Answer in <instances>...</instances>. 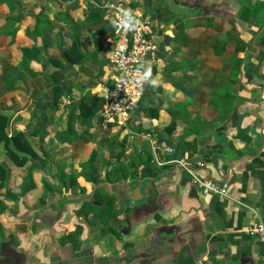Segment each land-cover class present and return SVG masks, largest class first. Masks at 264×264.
Returning <instances> with one entry per match:
<instances>
[{
  "label": "crops",
  "instance_id": "0c3cea01",
  "mask_svg": "<svg viewBox=\"0 0 264 264\" xmlns=\"http://www.w3.org/2000/svg\"><path fill=\"white\" fill-rule=\"evenodd\" d=\"M112 1L118 0H78L74 22L83 17L87 23L90 11L98 8L104 14ZM123 1L134 12L150 15L158 33L160 50L151 66L161 86L146 85L144 101L157 115L149 119L133 112L118 131L97 117L91 126L83 125L80 105L97 104L102 110V93L96 92L114 74L108 66L100 77L99 60L93 57L74 65L42 135L35 126L52 111L53 96L41 100L35 95L38 102L34 90L26 115L18 119L13 111L10 127L19 126L17 134L26 133L27 126L31 135L38 156L27 166L12 165L18 177L31 173L35 187L27 179L28 193L16 200L18 207L9 206L15 212L3 209L0 217L11 223L0 242L10 257L1 249L0 257L4 264H263L264 244L247 230L264 221V0ZM42 2L51 18L61 10L53 0ZM61 2L64 12L73 4ZM39 3L29 11L39 13ZM242 47L247 51H238ZM60 71L68 74L66 67ZM33 107L40 110L38 116ZM70 129L75 136L67 134ZM149 146L152 159L144 152ZM95 149L98 173L91 176L94 168L83 164ZM122 150V163L145 157L156 170L109 182L108 164ZM173 158L191 160L197 175L227 184L228 196L205 195L188 171L165 163ZM127 183L150 187L149 208L122 198Z\"/></svg>",
  "mask_w": 264,
  "mask_h": 264
},
{
  "label": "trees",
  "instance_id": "16d2710c",
  "mask_svg": "<svg viewBox=\"0 0 264 264\" xmlns=\"http://www.w3.org/2000/svg\"><path fill=\"white\" fill-rule=\"evenodd\" d=\"M62 0H53V2L56 4L61 2ZM62 3V2H61ZM72 3L66 11L64 10L62 12L56 13V16L54 18H51L47 11V7L45 6V3L42 4V9L39 13H32L31 14L35 17V25L32 29V35L34 37V41L32 44H28L22 40H20V36L23 33L22 26H16L13 29V32L11 33L13 36V42L15 41L17 44H23L21 46V60L20 64L22 67L32 76L37 75L36 73L40 74H48L50 78H53L52 81V92H53V104L51 105L52 111L46 112V115L44 116V121L39 123L38 126H35V128H38V134H44L47 128V123L45 122L48 118L50 113H54L56 109H58V103L60 101L61 96L66 91V88L68 87V82L65 85H62L59 83V79L62 77H65V74L63 72H54L50 73L47 69L50 64L61 67V68H67L72 69L74 68V65L77 64H84V62L88 61L92 57H94V54H88L85 49L83 42L80 40V38L77 36L72 41H69L64 37L65 33L63 30H59L60 27H67L70 22L74 23V16H73V10L79 6L78 0H72ZM20 9V13H21ZM24 11V10H23ZM95 13L97 16H100L102 14V9H96L91 10L90 14ZM66 15V21L65 20ZM27 14L25 15V17ZM90 17V16H89ZM88 17V18H89ZM22 19V18H20ZM99 18H93V20H100ZM65 22L66 24H62ZM57 29V30H56ZM54 31V35L57 38V47L60 48L61 52L59 55H54L52 52V45L50 42V36L48 35L49 32ZM112 27V34L113 32ZM238 51L246 52L247 48L242 47ZM101 60L99 71L100 77L104 67V63ZM105 62V61H104ZM110 62V61H109ZM66 65H63V64ZM41 65V68H37ZM4 68V67H3ZM113 68V67H112ZM246 68V67H245ZM154 70V68H153ZM4 72L8 71V67H5L3 69ZM63 74V76H61ZM59 76V79L58 77ZM99 76V74L97 75ZM94 85H96L97 82H92ZM148 94L145 92L143 100L139 103L138 107L134 110L135 113H137V116H144L149 119H153L157 115V110L155 107L152 106H146L144 104L145 99H148ZM41 107H47V105H42ZM150 110V111H149ZM100 106L97 104H92L89 106L88 104H81L80 105V113L79 117L82 118L83 125L85 126H91V121L97 117L98 122L102 123V117L100 113ZM4 112L0 110V146H3L5 149V156L2 160H0V209L7 208L9 206L15 205L16 200L20 196H25L28 193V190L30 188L35 187L34 181L32 179V176H29L31 173H29L27 176H25V181L20 187V192L17 195L16 191H13L14 181L11 179V173L13 172V164L17 166H24L29 159H34L33 157H37L38 154L34 151L32 147V143L30 140L31 135H26L23 131L18 132L15 135H10L8 132L9 127V119L6 115L3 114ZM53 119H50L52 122ZM173 128V125H169L165 128L166 132H171ZM152 152L151 147L147 148L144 152H146L147 157L151 156L150 153ZM123 155V150L118 154L117 160L115 162L109 163L108 168L105 172V178L109 182H113L118 179H127L129 176L134 177H144V176H150L154 173L155 167L153 168L152 165L148 162H146L145 157H140L137 161L129 162L127 164H124L121 162V158ZM98 156V149H95L92 153L89 161L84 165L85 168L92 167L94 168L97 157ZM143 156V155H142ZM152 159V156H151ZM144 165L143 168L141 166ZM32 172V171H30ZM98 173L97 169H93L91 172V176ZM31 182V187L27 186L28 180ZM30 187V188H29ZM99 190V189H98ZM97 190V191H98ZM1 214V213H0Z\"/></svg>",
  "mask_w": 264,
  "mask_h": 264
},
{
  "label": "rangeland",
  "instance_id": "374dc122",
  "mask_svg": "<svg viewBox=\"0 0 264 264\" xmlns=\"http://www.w3.org/2000/svg\"><path fill=\"white\" fill-rule=\"evenodd\" d=\"M35 2L43 3L42 0L41 1L40 0H0V110H2L4 112L3 114L6 115L9 119V127L7 130L10 135L16 134V127H17L16 124H11L10 127V121L12 120L10 116L12 112L13 111L15 112L14 115L17 116L18 119L19 118L21 119L22 115H26L27 113L26 107L28 106V102L30 99L29 96L32 94L34 90L36 91L32 94V97H35L36 95L38 99L41 100L42 99L46 100L47 95L48 96L53 95L52 89L50 87H52L53 85L52 81L54 79L50 78L48 74L44 75L39 73L36 76H30L20 64L21 46L24 43L21 45V44H17L15 41L13 42L12 40L13 36L11 33L13 32V29L16 26L20 25L22 26L23 29V33L20 36V40L28 44H32L33 42H35L34 37L32 35V29L34 26L33 23L35 21V17L31 15L29 16V11H28L29 8L34 6ZM41 3L39 4L42 5ZM59 4H60L59 8H61L59 12H62L63 4L61 2H59ZM20 9H22L21 13H20ZM26 14L27 16L25 17ZM98 17L99 18L101 17L100 21L91 20L93 18H98ZM113 19L114 17L111 12H105L100 16H97L95 13H92L90 14L89 20H87L88 21L87 23L85 19H84L85 21L83 20V17L81 18L78 17L75 19L76 22H74L73 24L71 23L67 27H60L59 30L64 31L65 33L64 37L69 41H72L74 38L78 36L80 40L83 42L85 51L88 54L95 53L93 58L99 60V63L101 62L100 60H103L102 61L104 63L103 69L106 70V67L108 66L112 67L110 62L108 63L109 59L107 58V55L109 57L115 44V37L113 34V39H112V30H111V25H112L111 21ZM48 35L51 37L50 42L52 45L53 54L59 55L61 50L59 47H57V38L54 35V31L49 32ZM91 62H92L91 64H94V67H96V62L95 61L94 62L91 61ZM63 65L66 64L64 63ZM3 67L4 68L8 67V71L4 72ZM36 67L41 68V65L38 64V66L36 65ZM97 67L99 68L100 66ZM48 70H50V72L53 73L57 71L62 72L60 71L61 67H57L52 64L48 66ZM67 70H68V74L63 79L62 78L59 79V76L56 75V77H58V79L60 80L59 83H61L62 85H65V83L67 84V82L69 83L70 76H72V74L74 73L75 68L74 70L73 69L70 70L67 69ZM97 78L98 76L95 75L92 77V80L95 81L97 80ZM27 85H30V88H28ZM48 88H50V93L48 92ZM96 93L101 94L100 91ZM35 99L39 102V100L36 97ZM98 99H101L100 95ZM37 108L38 107H35L34 109L33 107V112L38 116L40 110ZM113 126L114 127L112 128L115 129L116 131L122 128L119 127L117 124H114ZM17 128H19V126ZM64 128H68V126ZM104 129L106 130V132L109 131L107 130V127ZM23 130L27 133L28 132L27 126H25ZM67 134L75 136L76 132L73 129H70L67 132ZM0 150H2L3 153V154L0 153V157L2 155L4 156L5 149L3 148V146H0ZM147 152L150 153L149 151ZM150 155H152V152L150 153ZM27 170L28 167L24 168V172H27ZM18 174L19 173H16V171H13L10 176L11 179H13L14 181L13 191L16 192L18 191L17 195L20 192L19 185L23 184L25 181V178L23 176L18 177ZM19 198H22L20 197V194L18 199ZM14 207L15 208L18 207V204L15 203ZM6 210L11 212L13 209L12 207L9 208L7 207ZM13 212H15V209L13 210ZM0 213L5 214L3 212V209H0ZM2 219L3 218L0 217V236L5 235L3 234V232L8 227L6 226V224L8 222L11 223L8 218H5L6 221L5 220L3 221ZM1 223H5V225L4 224L2 225ZM1 240H4V238L0 237V241ZM1 242H0V249L2 250L3 243Z\"/></svg>",
  "mask_w": 264,
  "mask_h": 264
},
{
  "label": "built area",
  "instance_id": "2783aa9c",
  "mask_svg": "<svg viewBox=\"0 0 264 264\" xmlns=\"http://www.w3.org/2000/svg\"><path fill=\"white\" fill-rule=\"evenodd\" d=\"M104 8L107 12H111L115 18L118 15V10L127 8V6L123 0H118L107 3ZM135 13L140 21L139 30L123 32L114 27L115 44L109 55L114 74L110 84H104L100 87L103 98L101 117L104 125L114 123L121 127L127 126L131 114L144 98L146 85H144V91L140 92L134 83L128 81L126 91V88L119 85L118 81L121 80L125 70L134 73L140 63L152 64L155 62L160 50V44L157 40L158 33L154 28L151 16L143 12ZM166 150L169 153L174 152L173 147H167ZM158 163L163 164L160 161ZM165 163L178 164L188 171L191 174L192 182L201 188L205 195L213 194L221 198L228 196L227 184L200 177L194 172V163L191 160L173 158ZM247 231L250 236L257 238L264 244V221L257 222Z\"/></svg>",
  "mask_w": 264,
  "mask_h": 264
},
{
  "label": "clouds",
  "instance_id": "9594fccd",
  "mask_svg": "<svg viewBox=\"0 0 264 264\" xmlns=\"http://www.w3.org/2000/svg\"><path fill=\"white\" fill-rule=\"evenodd\" d=\"M111 23L113 27L123 32L137 31L140 28V21L136 13L130 8L119 9L118 15ZM128 81L134 83L140 92L144 91V85H148L149 88L153 89L161 86L159 75H153V68L148 62L140 63L134 73H129L125 70L118 84L124 86L127 91Z\"/></svg>",
  "mask_w": 264,
  "mask_h": 264
},
{
  "label": "water",
  "instance_id": "95a60500",
  "mask_svg": "<svg viewBox=\"0 0 264 264\" xmlns=\"http://www.w3.org/2000/svg\"><path fill=\"white\" fill-rule=\"evenodd\" d=\"M264 29L261 30V32ZM260 32V33H261ZM258 50H260V48L256 45H254ZM250 52H254L253 50H250ZM259 92L261 93V90H259ZM125 189H127V194L126 196L122 197L123 199H126V202L129 203H138L140 202V204H138V208H149L152 204V196H151V189L148 185H146L143 189L142 186L139 184L136 188H131L130 185L127 183L124 187ZM136 207V206H135ZM138 208H135L136 210ZM17 262H9L8 264H15Z\"/></svg>",
  "mask_w": 264,
  "mask_h": 264
},
{
  "label": "flooded vegetation",
  "instance_id": "af4514ba",
  "mask_svg": "<svg viewBox=\"0 0 264 264\" xmlns=\"http://www.w3.org/2000/svg\"><path fill=\"white\" fill-rule=\"evenodd\" d=\"M5 251L6 250H1V253H3L4 252V255H6V257H8V259H9V257H10V254L8 253V252H6L5 253ZM3 260H5L4 258L2 259V257H0V264H4L5 263V261H3Z\"/></svg>",
  "mask_w": 264,
  "mask_h": 264
}]
</instances>
